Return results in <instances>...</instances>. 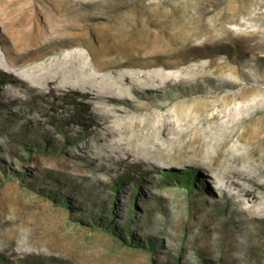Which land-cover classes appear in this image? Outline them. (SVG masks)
Segmentation results:
<instances>
[{
	"label": "rangeland",
	"instance_id": "rangeland-1",
	"mask_svg": "<svg viewBox=\"0 0 264 264\" xmlns=\"http://www.w3.org/2000/svg\"><path fill=\"white\" fill-rule=\"evenodd\" d=\"M0 74V264H264V0H0Z\"/></svg>",
	"mask_w": 264,
	"mask_h": 264
},
{
	"label": "trees",
	"instance_id": "trees-1",
	"mask_svg": "<svg viewBox=\"0 0 264 264\" xmlns=\"http://www.w3.org/2000/svg\"><path fill=\"white\" fill-rule=\"evenodd\" d=\"M0 76L3 78V80L4 81H6L7 79H6V76H4L3 74H0ZM180 183L178 184V185H180V187L183 185L182 183H181V181L180 180H178ZM182 184V185H181ZM189 185V184H188ZM184 186V185H183ZM182 186V187H183ZM186 186V185H185ZM184 186V187H185ZM186 189V192H187V194H188V198H189V201H190V203H191V210H192V208H195V209H197V213L198 214H202V212H201V210L200 209H202V207L204 208V207H206L207 208V206H204L203 205V203L201 204V201H203V199L202 198H200L201 196L202 197H212L213 196V193L211 192L212 190L210 189V186L209 185H207V184H204V182H201L200 181V176L197 178V183L195 182L194 183V185L193 186H191V187H185ZM146 199V197H143V198H141V200H145ZM196 200V201H195ZM140 201V200H139ZM197 201H199L200 202V206H202V207H198V206H196V202ZM66 204H68V202H66ZM131 208L132 209H129V210H127V213H129V214H131V215H133L134 216V212L136 213V212H138V204H137V206H136V202L135 203H133L132 205H131ZM200 208V209H199ZM143 212H145V211H143ZM113 212H111L110 214H112ZM146 214H147V212H146ZM112 216H114L113 214H112ZM147 219L150 217V216H145ZM141 218H144V216H141V217H139V219H138V221H142V219ZM110 219H113V218H107V221H109V224L110 223H113L112 222V220H110ZM149 220H151V218L149 219ZM132 225H136V223L134 222V220L132 219ZM108 224V225H109ZM239 225L240 224H237L236 226H237V229L239 228ZM125 226V225H124ZM239 233H243L244 232V229H243V231H240V230H237ZM118 234L119 235H121V236H125V233L124 232H121V231H118ZM133 235V234H132Z\"/></svg>",
	"mask_w": 264,
	"mask_h": 264
}]
</instances>
